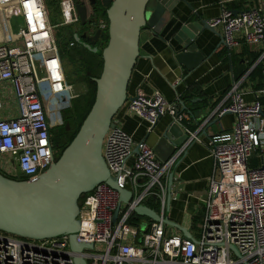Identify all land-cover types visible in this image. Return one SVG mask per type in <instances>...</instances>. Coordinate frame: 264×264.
Masks as SVG:
<instances>
[{
  "label": "built area",
  "instance_id": "built-area-1",
  "mask_svg": "<svg viewBox=\"0 0 264 264\" xmlns=\"http://www.w3.org/2000/svg\"><path fill=\"white\" fill-rule=\"evenodd\" d=\"M77 2L58 0L61 25L79 21ZM263 10L247 8L236 14L223 8L209 23L222 27L228 48L237 45L239 38L261 44ZM0 12L5 31L4 15L18 13L22 18L16 37L0 40V81L10 82L18 103L14 116L0 118V156H5L0 169L12 177L33 179L56 161L54 130L64 124L63 112L71 108L76 94L65 73L47 1L0 0ZM106 27L100 19L99 28ZM262 77L260 93L264 97V68ZM228 99L217 113H233L237 122L230 134L212 139L211 156L218 177H211L200 234L195 237L198 241L182 233H168L163 220L139 217L131 222L137 216L135 208L147 205L149 199L159 201V210L152 209L165 217L174 159L162 162L154 147L144 139L136 141L114 118V127L104 139L103 155L118 188L132 195L129 202H122L117 189L100 183L81 196L78 240L94 244L83 252L88 264H264V164L250 166L255 151L264 149L263 104L261 99L245 102L237 84ZM123 107L146 123L148 133L161 116L170 114L173 122L183 126L189 141L200 140L198 132L183 124L187 114L178 102L167 100L158 90L152 95L138 93ZM0 264L75 262L68 237L34 240L0 231Z\"/></svg>",
  "mask_w": 264,
  "mask_h": 264
},
{
  "label": "water",
  "instance_id": "water-1",
  "mask_svg": "<svg viewBox=\"0 0 264 264\" xmlns=\"http://www.w3.org/2000/svg\"><path fill=\"white\" fill-rule=\"evenodd\" d=\"M179 1L103 0L109 19L108 42L103 48L97 44L101 41L102 30H98L93 38H88L93 45H88L89 50L103 58L101 74L95 78L96 94L91 110L61 156L42 174L33 179H14L0 172V231L34 240L68 237L75 264H88L83 252L85 249H93L94 244L78 240L79 200L98 184L106 183L120 192L122 202H129L132 193L118 188L116 178L112 176L106 163L103 155L104 139L109 129L114 127V118L119 110L128 100L135 98L129 97L128 88L140 56L142 30L153 26L157 17L165 13L166 9H173ZM75 7L79 18L85 22L86 7L82 4H76ZM232 11L236 14L241 12ZM150 13L154 16L153 22L150 20ZM196 18L193 20L192 17L176 36L182 45L176 54V60L191 71L201 66L206 58L205 54L198 50V34L204 29L216 30L209 20L200 16ZM74 38L79 40V34H74ZM182 109L190 115H195L198 121L203 117L200 112L188 110L185 105ZM188 141L189 135L183 126L171 121L163 129L154 146L157 157L162 162L174 159L168 178V207L171 202L174 170L182 160L178 154ZM137 152L138 149H135V153ZM120 206L121 203L114 213V219L118 216ZM135 213L139 217L163 220L165 224L179 229L183 237L198 241L190 230L172 221L168 214L162 219L161 215L148 205H138ZM231 249L238 256L241 255L236 246L231 245Z\"/></svg>",
  "mask_w": 264,
  "mask_h": 264
},
{
  "label": "crops",
  "instance_id": "crops-1",
  "mask_svg": "<svg viewBox=\"0 0 264 264\" xmlns=\"http://www.w3.org/2000/svg\"><path fill=\"white\" fill-rule=\"evenodd\" d=\"M255 7H264V0H180L173 9H166L157 17L153 26L141 32L140 56L129 83V97H135L138 93L152 95L158 90L167 100L178 102L181 109L185 105L188 110L200 112L203 116L198 121L195 115L185 111L187 117L183 124L198 132L200 140L188 141L178 154L182 160L174 170L171 202L165 213L172 221L190 230L196 238L200 234L199 226L205 212L211 177H218L211 156L212 139L220 134H230L237 122L233 113L222 116L217 113L219 107L229 102L228 95L235 84L243 92L245 102L253 103L261 99V120L264 124V97L260 93L263 88L264 42L255 45L239 38L237 45L228 48L222 42V27H216L215 31L204 29L198 34L196 43L206 58L201 66L191 71L176 60V54L182 47L176 36L192 17L193 20L197 16L212 20L221 14L223 8L242 11ZM2 26L0 22V31ZM12 99L17 102L10 82L0 81V114L7 115H0V118L7 119L17 113L18 103L15 108L12 107ZM115 118L136 141L144 139L152 147L173 119L170 114H165L153 131L148 133L146 123L124 107ZM263 164L264 149H257L250 159V166ZM167 231L171 234L182 233L169 225Z\"/></svg>",
  "mask_w": 264,
  "mask_h": 264
},
{
  "label": "rangeland",
  "instance_id": "rangeland-1",
  "mask_svg": "<svg viewBox=\"0 0 264 264\" xmlns=\"http://www.w3.org/2000/svg\"><path fill=\"white\" fill-rule=\"evenodd\" d=\"M46 1L50 10L49 19L50 22L54 25V34L58 41L60 52L62 55L65 73L68 77L69 83L73 85L74 93L76 94L75 98L78 100L76 103L77 107L75 108L74 112L76 113L79 110L81 112L82 110H84V107L86 106V102L82 95L85 93H90L92 89L90 83L84 78H82L84 74H80L82 71H84V65L81 60L83 55L81 52H76V51L77 50L83 51V49L74 48L71 45L72 40H71V35L68 32V29H72V31H74L75 25H69V26L61 25L63 19L57 7L58 0H46ZM151 13H150V20L153 22L154 16ZM3 20L6 26V31L4 30V25L0 17V22L3 25L2 26L3 29L0 31V40L6 39L7 36L10 39L15 38L18 35L20 24L22 22L21 16L18 13H12L10 16L4 15ZM96 60L99 61V59ZM11 103H13L12 107L15 108L17 102H13L12 99ZM0 115L1 117H7V115H2V114ZM12 115L14 114H11L10 116ZM71 123H72L71 126H74L73 121ZM54 147H55L56 158L58 159L57 156L58 148L55 145V142H54ZM4 161H5V156H0V163H3ZM142 221H146V219H143Z\"/></svg>",
  "mask_w": 264,
  "mask_h": 264
},
{
  "label": "trees",
  "instance_id": "trees-1",
  "mask_svg": "<svg viewBox=\"0 0 264 264\" xmlns=\"http://www.w3.org/2000/svg\"><path fill=\"white\" fill-rule=\"evenodd\" d=\"M231 5L235 6L234 3H231ZM99 19H103L107 24V27L104 30H102V34H101L100 47L103 48L107 44L108 39H109V35H108L109 19L106 15V9L102 12ZM71 40L74 41V36L72 37V35H71ZM76 52H81L83 55L81 60L84 65V71H82L80 74H84L82 78H84L90 83V85L92 86V89L90 93H85L82 95L86 102V106L84 107V110H82L81 112L79 110L78 112L75 113L74 111H75V108L77 107L76 103L78 100L76 98L73 99L71 108L63 112L64 124L54 130L53 139H54L55 145L58 148V154H57L58 158L61 156L64 149L74 139L84 119L86 118L87 114L91 110V107L95 100V94H96L95 78L100 76L102 67H103V58L101 55L90 52L89 50H83V51L77 50ZM96 59H99V61H97ZM72 121H73L74 126H71ZM0 172L14 179H26V177L23 175H19L18 177H12L2 172L1 170ZM79 204H80V200H79ZM146 204L150 206L151 208L159 210L158 200L149 199L148 201H146ZM138 218L139 216H134V219L131 222L136 223L137 222L136 220Z\"/></svg>",
  "mask_w": 264,
  "mask_h": 264
},
{
  "label": "flooded vegetation",
  "instance_id": "flooded-vegetation-1",
  "mask_svg": "<svg viewBox=\"0 0 264 264\" xmlns=\"http://www.w3.org/2000/svg\"><path fill=\"white\" fill-rule=\"evenodd\" d=\"M77 4H82L87 9V18L85 22L79 18V21L75 24L74 31L72 29H68V32L72 37L74 34H79L80 39L72 41V46L74 48H80L83 50H89L88 45H92L91 42L88 41V38H93L99 28V17L102 12L106 9L103 4V0H77ZM86 35V36H84ZM101 39V38H100ZM100 47V41L97 42ZM93 46V45H92ZM92 52L91 50H89Z\"/></svg>",
  "mask_w": 264,
  "mask_h": 264
}]
</instances>
